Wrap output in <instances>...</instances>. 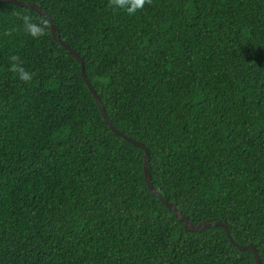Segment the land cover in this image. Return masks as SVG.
<instances>
[{"label":"trees","instance_id":"1","mask_svg":"<svg viewBox=\"0 0 264 264\" xmlns=\"http://www.w3.org/2000/svg\"><path fill=\"white\" fill-rule=\"evenodd\" d=\"M51 17L33 40L0 3V264H264V0H17ZM47 19V18H46ZM49 21V19H47ZM50 25V21H49ZM18 54L36 75L15 79Z\"/></svg>","mask_w":264,"mask_h":264},{"label":"clouds","instance_id":"2","mask_svg":"<svg viewBox=\"0 0 264 264\" xmlns=\"http://www.w3.org/2000/svg\"><path fill=\"white\" fill-rule=\"evenodd\" d=\"M17 3L24 4V6L19 5L20 7H27L30 9H33L31 7H28L27 5H33L35 6L39 11H42L39 7H37L35 4L31 3H25L22 1H17L13 0ZM8 3V2H4ZM152 0H108V7L114 11H119L123 10L126 12L129 16L135 15L137 12L143 10L145 5H151ZM11 4H14L11 2ZM35 12H37L35 9H33ZM43 12V11H42ZM39 13V12H37ZM44 13V12H43ZM40 14V13H39ZM46 14V13H44ZM17 19L20 21V25L18 28H13L11 30H7L3 33L4 36L6 37H13L14 33L22 31L23 34L27 37H30L33 40H40L42 37L47 35L48 28L50 26V33L51 36L54 37L56 34V26L53 22V20L50 17V25L49 21L47 20V14L44 16L45 18H39L36 16H33L32 14L25 12L23 14L21 13H16ZM41 16H43L41 14ZM47 18V19H46ZM51 21L54 24L55 30L54 33L52 34L51 32ZM63 42V41H62ZM58 43V42H57ZM61 45V44H60ZM67 45V44H66ZM62 46V45H61ZM68 46V45H67ZM69 49H71L68 46ZM73 50V49H71ZM67 51V50H66ZM74 51V50H73ZM68 52V51H67ZM75 52V51H74ZM69 53V52H68ZM70 54V53H69ZM71 55V54H70ZM79 56V55H78ZM74 58V57H73ZM75 59V58H74ZM76 60V59H75ZM77 61V60H76ZM78 62V61H77ZM79 63V62H78ZM84 63V62H83ZM7 71L12 74V76L17 79L18 81L24 83V84H29L33 81L36 73L31 71L28 67L25 66V61L21 58L20 55L18 54H12L8 58V69ZM81 74V73H80ZM86 74V73H85ZM115 128V127H114ZM116 130V129H115ZM112 131V130H111ZM117 131V130H116ZM118 132V131H117ZM115 133V132H114ZM119 134L115 133L116 135L120 136L122 139L126 140L128 143H130L127 139H131L133 141H136L132 138H129L126 136L124 133ZM139 142V141H136ZM141 143V142H139ZM132 144V143H131ZM142 144V143H141ZM133 145V144H132ZM143 145V144H142ZM135 146V145H134ZM138 147V146H136ZM145 147V146H144ZM146 148V147H145ZM142 149V148H141ZM147 149V148H146ZM143 150V149H142ZM144 152V150H143ZM149 152V151H148ZM144 157V155H143ZM143 166V165H142Z\"/></svg>","mask_w":264,"mask_h":264},{"label":"water","instance_id":"3","mask_svg":"<svg viewBox=\"0 0 264 264\" xmlns=\"http://www.w3.org/2000/svg\"><path fill=\"white\" fill-rule=\"evenodd\" d=\"M1 2H8V3H11L13 2L14 4H20V3H17L13 0H0V3ZM21 6H24V4H20ZM28 7H31L33 9H35L37 12H39L40 14H42L43 16H45L46 14H44L42 11H39L35 6L33 5H27ZM47 18L50 20V17L47 16ZM54 30H55V27H54V24L53 22L51 21V32L52 34L54 33ZM56 41L61 44L80 64V73H81V76L87 86V89L91 92L93 98L95 99V102L96 104L98 105L99 107V110H100V113L104 119V121L106 122V124L109 126V128L119 134L114 126L110 123L108 117L106 116L105 114V111H104V108H103V105L101 104L100 100H99V97L96 93V91L93 89L91 83L88 81L87 79V76L85 74V69H84V63H83V60L78 56V54L76 52H74L73 50L69 49L68 46L60 41L59 39H56ZM130 143H132L133 145L135 146H138L140 148H142L144 150V157H143V176H144V180L147 184V187L149 189V192L156 196L160 201L161 203L170 211L174 214L175 218L180 221V222H183V229L187 232H199V231H203V230H206L208 228H211V227H215V226H221L223 229H224V232L227 236V238L229 239V241L231 242V244L236 248L238 249L239 251H245V252H249V253H252V256H253V260H254V263L255 264H261V260H260V257L254 247V245L252 243L248 244V245H245V246H242V245H238L233 237L231 236V233H230V230L228 228V226L225 224V223H221V222H209V221H201L199 222L197 225H194L192 223V221L187 217L185 216L182 211H180L178 208H177V205L176 203H169L168 201H166V199L160 194L159 190H157L153 184H152V181H151V178H150V175H149V171H148V161H149V152L148 150L144 147V145H142L141 143L139 142H136V141H133L131 139H127Z\"/></svg>","mask_w":264,"mask_h":264}]
</instances>
